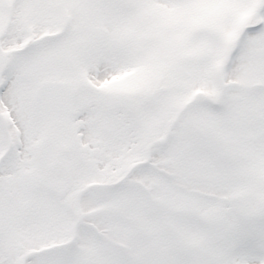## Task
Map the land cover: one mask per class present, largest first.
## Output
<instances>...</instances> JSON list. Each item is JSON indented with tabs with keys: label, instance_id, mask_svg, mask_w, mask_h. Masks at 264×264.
<instances>
[{
	"label": "snow or ice",
	"instance_id": "1",
	"mask_svg": "<svg viewBox=\"0 0 264 264\" xmlns=\"http://www.w3.org/2000/svg\"><path fill=\"white\" fill-rule=\"evenodd\" d=\"M0 264H264V0H0Z\"/></svg>",
	"mask_w": 264,
	"mask_h": 264
}]
</instances>
